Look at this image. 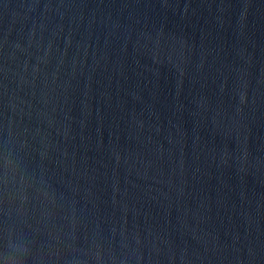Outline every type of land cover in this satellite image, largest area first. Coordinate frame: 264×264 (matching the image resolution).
Segmentation results:
<instances>
[{"label":"water","instance_id":"obj_1","mask_svg":"<svg viewBox=\"0 0 264 264\" xmlns=\"http://www.w3.org/2000/svg\"><path fill=\"white\" fill-rule=\"evenodd\" d=\"M0 264H264V0H0Z\"/></svg>","mask_w":264,"mask_h":264}]
</instances>
